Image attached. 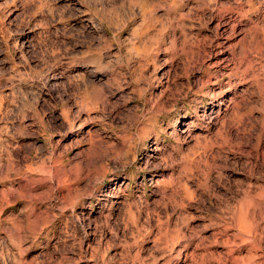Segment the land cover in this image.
<instances>
[{
    "label": "rangeland",
    "instance_id": "374dc122",
    "mask_svg": "<svg viewBox=\"0 0 264 264\" xmlns=\"http://www.w3.org/2000/svg\"><path fill=\"white\" fill-rule=\"evenodd\" d=\"M0 264H264V0H0Z\"/></svg>",
    "mask_w": 264,
    "mask_h": 264
},
{
    "label": "bare ground",
    "instance_id": "6f19581e",
    "mask_svg": "<svg viewBox=\"0 0 264 264\" xmlns=\"http://www.w3.org/2000/svg\"><path fill=\"white\" fill-rule=\"evenodd\" d=\"M222 103V102H221ZM134 205V204H133ZM134 207H135V205H134ZM136 207H137V205H136ZM182 208V207H181ZM166 209L167 208H164V212H166ZM132 210V209H131ZM163 210V209H162ZM131 211L129 210V213H130ZM134 212L135 213H141V210H137V209H135L134 210ZM173 212V211H172ZM241 212H242V210H241ZM236 213V212H235ZM167 214V213H166ZM44 217V216H43ZM46 218V217H45ZM237 220V219H236ZM38 221H40L39 219H34L33 220V222L31 223V229H33V228H35V232H33L32 231V233L33 234H35L36 233V225H34V223H36V222H38ZM41 223H43V222H41ZM243 223V222H242ZM240 225V224H239ZM13 226V225H12ZM19 227H20V225L18 224V222L17 221H15L14 222V231H15V233H18L19 232ZM40 227H42V226H40ZM43 229V228H42ZM31 233V235L30 236H33V234ZM10 235V234H9ZM170 234H169V232L167 233V232H165L164 233V237H163V239H162V245L160 246L161 247V250L163 251V252H165V251H167L168 250V247H171L172 246V244H174V240L175 239H179V238H182L183 236L181 235V233L180 234H178L175 238L174 237H172V236H169ZM174 235V234H173ZM178 236H180V237H178ZM18 239V238H17ZM19 240H21V239H19ZM19 240H16L17 242L19 241ZM180 240V239H179ZM160 249V248H159ZM161 250H160V252H161ZM162 252V253H163Z\"/></svg>",
    "mask_w": 264,
    "mask_h": 264
},
{
    "label": "crops",
    "instance_id": "0c3cea01",
    "mask_svg": "<svg viewBox=\"0 0 264 264\" xmlns=\"http://www.w3.org/2000/svg\"><path fill=\"white\" fill-rule=\"evenodd\" d=\"M18 168V167H17ZM17 222H18V219L16 218ZM19 224V223H18Z\"/></svg>",
    "mask_w": 264,
    "mask_h": 264
}]
</instances>
